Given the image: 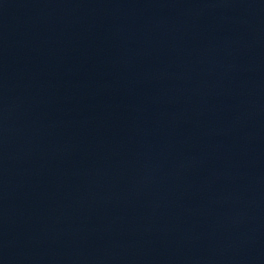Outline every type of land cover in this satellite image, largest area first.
<instances>
[{"label":"water","instance_id":"water-1","mask_svg":"<svg viewBox=\"0 0 264 264\" xmlns=\"http://www.w3.org/2000/svg\"><path fill=\"white\" fill-rule=\"evenodd\" d=\"M0 264H264V0H0Z\"/></svg>","mask_w":264,"mask_h":264}]
</instances>
